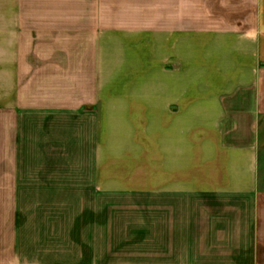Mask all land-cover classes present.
I'll return each instance as SVG.
<instances>
[{"label": "crops", "instance_id": "obj_1", "mask_svg": "<svg viewBox=\"0 0 264 264\" xmlns=\"http://www.w3.org/2000/svg\"><path fill=\"white\" fill-rule=\"evenodd\" d=\"M0 264H264V0H0Z\"/></svg>", "mask_w": 264, "mask_h": 264}]
</instances>
